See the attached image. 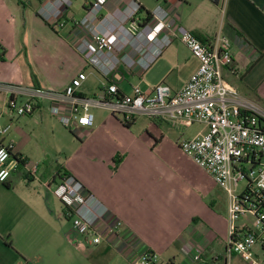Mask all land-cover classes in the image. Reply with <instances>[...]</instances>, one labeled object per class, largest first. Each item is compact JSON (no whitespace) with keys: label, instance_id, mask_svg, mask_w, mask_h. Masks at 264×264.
Listing matches in <instances>:
<instances>
[{"label":"built area","instance_id":"1","mask_svg":"<svg viewBox=\"0 0 264 264\" xmlns=\"http://www.w3.org/2000/svg\"><path fill=\"white\" fill-rule=\"evenodd\" d=\"M74 1L42 0L37 13L48 24H71L76 52L102 78L98 92L85 93L86 71L79 72L62 90L0 83V92L8 95V111L25 117L33 114L37 104L46 103L50 114L82 140L94 126V109H103L124 124L143 117L183 127L202 125L204 131L182 140L179 148L228 195L227 253L257 264L254 248L264 251V106L242 96L224 78L226 69L233 71L230 39L219 34L203 42L171 22L162 4L143 14L140 0H129L118 13L106 14L102 10L111 0H83L86 14L68 20L65 15ZM176 41L199 61L197 71L182 89L174 92L164 83L147 91L129 83V93L122 89V84L128 82L127 73L142 78ZM10 129L11 125H0V137ZM13 150L11 142L0 144V183L7 182L19 167L30 174L37 169L23 158L13 157ZM240 183L246 186L238 192ZM54 193L63 205L64 219L73 220L74 229L87 245L108 244L112 237H120L121 221H109L108 207L78 179L62 172ZM201 254V249L194 248L188 263L202 262ZM128 263L176 264L144 248L133 249ZM224 264H230V256Z\"/></svg>","mask_w":264,"mask_h":264},{"label":"crops","instance_id":"2","mask_svg":"<svg viewBox=\"0 0 264 264\" xmlns=\"http://www.w3.org/2000/svg\"><path fill=\"white\" fill-rule=\"evenodd\" d=\"M41 1L0 0V48L3 50L0 59V83L62 90L79 72L86 71V87L89 86L90 78L99 79V87L101 76L88 67L75 50L76 38L71 24L59 27L44 22L37 13ZM128 2L130 1L111 0L105 5L102 14L118 13L124 3ZM140 2L144 9L143 14L145 11L151 12L142 0ZM158 2L170 13L171 22L185 27L201 41L210 42L219 34L228 37L231 41L233 71L226 69L225 73L232 76L230 83L238 88L242 96L264 106V0H201L203 7H208L209 12L217 18L212 30L202 25L200 27L193 19L194 9L197 8L194 0ZM74 5L73 3L65 15L68 20H77L86 14L83 0L80 11ZM183 8L186 12L185 18L181 13ZM57 28H60L66 37H63ZM195 59L184 44L176 41L166 48L153 64L158 62L156 69L160 71L161 83L168 85L175 92L185 86L198 66L187 70L184 81L178 78L175 81L173 73L176 70L178 77L189 66L186 64H196ZM126 77L131 84L130 80L139 76L127 73ZM141 88L145 91L151 89L142 86ZM7 102L8 95L0 92V125H11L9 133L0 137V144L13 143V157L23 158L28 166L34 162L38 163L39 171L30 174L24 167H19L7 182L0 183V264H32L28 252L34 243L44 241L49 231L56 234L63 227V222L67 219L63 217V205L55 196L54 190L64 170L82 182L90 193L108 207L109 221L115 218L121 221L120 237H112L109 246L124 247L127 261L130 252L135 248L149 249L164 256L171 245L167 241L168 236L160 241L154 239L150 234L141 233L138 225L133 224L131 220L134 219V214L142 210L141 207L154 208L156 205L157 209L160 208L163 199L155 190L160 192L161 187L152 186L151 181L153 179L159 182L172 177L170 172L156 168L154 175H145L137 170L122 173L121 162L117 170L112 171L114 174L98 179L74 173L65 165L54 166L53 157L43 139L54 136V129L59 127L60 123L50 114L48 105L37 104L33 114L16 117L8 111ZM116 118L111 115L99 123V128L111 125L117 121ZM204 129L203 127L202 132ZM92 134L90 133L89 138ZM189 159L200 169L191 158ZM145 179L150 182L149 186L144 184ZM189 219L194 226L200 222L198 215ZM224 222L227 226V217ZM194 226L189 228L191 241L183 248L187 256L193 254L194 248L201 249L202 252L208 249L204 258L207 257L210 261L206 260V264H224L227 256H230V264H251L234 253L229 255L226 240L215 241L214 238H206L204 233ZM43 228L48 231H42ZM253 254L258 258L264 255V251L258 247L254 249ZM166 260L177 263L174 256ZM66 261V256H52L41 260L39 264H65ZM254 261L257 263V260ZM183 264H188V261Z\"/></svg>","mask_w":264,"mask_h":264},{"label":"rangeland","instance_id":"3","mask_svg":"<svg viewBox=\"0 0 264 264\" xmlns=\"http://www.w3.org/2000/svg\"><path fill=\"white\" fill-rule=\"evenodd\" d=\"M81 1H74V6L79 11ZM194 1L197 8L194 9L193 19L199 26L212 30L217 18L209 12L208 7H203L201 0ZM142 2L151 11L159 4L158 0H142ZM181 13L185 18L184 8ZM57 31L66 37L60 28H57ZM195 60L196 64H186L189 66L178 77L175 70L173 79L184 81L187 70L195 66L199 67V61ZM157 63L153 64L142 78H132L131 85L151 88L161 83L160 71L156 69ZM224 78L229 82L232 81V76L228 73L224 74ZM98 83L99 79L90 78L85 93L88 95L97 93ZM121 87L129 93L128 82L123 83ZM93 114L94 126L83 140L70 133L61 124L54 129V136L43 139L53 157L54 166L65 165L74 173L86 178L98 179L114 174L121 162H123L122 173H132V170L133 172L137 170L145 175H154L156 168L170 172L169 175L172 174V177L159 182L153 179L151 181L152 186L161 187L160 192L155 190L163 199L160 208L157 209L156 205L154 208L141 207L142 210L134 214V219L131 220L133 224L138 225L141 233L150 234L149 236L154 239L160 241L161 238L168 236L167 241L171 245L163 254V259L174 256L176 264L189 261L191 256H187L183 248L191 241L189 228L194 225L190 223L189 218L193 215L200 217V222L194 228L203 232L206 238H214L215 241L226 240L227 226L224 219L226 220L228 209L227 193L215 185L206 173L195 167L179 148L183 139H192L201 132L202 125L183 127L168 122L158 124L147 118L138 117L130 128H127L121 118L117 117V121L101 129L99 123L110 118L111 114L103 109H94ZM90 133L91 138H89ZM31 166L37 167L38 163L34 162ZM37 170L36 173L39 171ZM144 181L146 186L150 185L148 180ZM245 186V183H240L238 192H241ZM243 221L241 220L240 223ZM62 226L56 234L49 231L44 241L34 243L28 252L32 264H39L41 260L52 256H66L65 264H127L124 247L115 248L106 242L98 246L87 245L84 238L74 229L73 220H65ZM45 230L48 231L44 228L42 231ZM207 251L208 249L201 254L202 262L194 264L210 261L209 258H204L207 256ZM253 259L257 260V264H264V255L258 258L253 256ZM50 262L51 260L48 261Z\"/></svg>","mask_w":264,"mask_h":264},{"label":"trees","instance_id":"4","mask_svg":"<svg viewBox=\"0 0 264 264\" xmlns=\"http://www.w3.org/2000/svg\"><path fill=\"white\" fill-rule=\"evenodd\" d=\"M143 11V10H142ZM141 11V12H142ZM147 14H149V12L148 11H145ZM203 42H207V41H203ZM3 54V53H2ZM2 54H0V59H1V55ZM153 121H158V122H161L160 120H153ZM132 123L133 122H131V123H128V124H124L126 127H130L131 125H132ZM71 133V132H70ZM65 175H70V174H68L65 170H64V172H63ZM66 219V218H65ZM219 261V258H217V262Z\"/></svg>","mask_w":264,"mask_h":264}]
</instances>
